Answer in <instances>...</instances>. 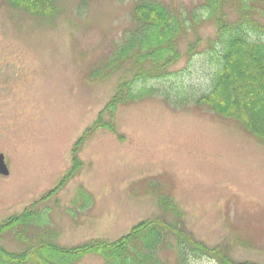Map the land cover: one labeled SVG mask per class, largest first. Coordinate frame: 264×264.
<instances>
[{"label":"rangeland","instance_id":"rangeland-1","mask_svg":"<svg viewBox=\"0 0 264 264\" xmlns=\"http://www.w3.org/2000/svg\"><path fill=\"white\" fill-rule=\"evenodd\" d=\"M134 1L59 0L56 13L30 16L0 0V157L8 170L0 172V224L60 182L74 143L119 84L134 79L130 63L88 75L122 42ZM163 1L192 8L200 0ZM215 36L210 22L189 29L167 74L133 82L154 94L119 105L114 119L103 114L116 132L101 127L88 137L78 173L37 205L57 244L115 241L159 216L234 260L264 264V142L194 103L218 68ZM199 37L197 53L184 55ZM13 238L6 234L5 247L22 249ZM176 238L168 233L158 246L164 264H177ZM187 260L220 264L208 255ZM72 264L105 262L92 253Z\"/></svg>","mask_w":264,"mask_h":264},{"label":"trees","instance_id":"trees-1","mask_svg":"<svg viewBox=\"0 0 264 264\" xmlns=\"http://www.w3.org/2000/svg\"><path fill=\"white\" fill-rule=\"evenodd\" d=\"M3 1L30 16H46L57 12L59 0ZM205 21L215 26L216 42L221 49L212 87L194 103L220 118L234 120L264 142V0H200L192 8L163 0H135L131 8V26L124 31L122 42L115 44L110 54L88 73L90 78L100 74L105 77L130 63L135 68L134 79L119 84L99 117L74 143L72 166L60 182L21 213L0 224V264H72L92 253L102 257L105 264H164L156 251L165 235L171 232L177 237V264H187L189 253L208 255L220 264H261L234 260L218 246H207L179 229L177 224L163 222L159 216L142 220L115 241L97 238L61 246L54 240L56 234L52 224L44 220L37 209L39 203L57 196L78 173L82 167L79 152L88 137L101 127L116 132L112 122L104 121L103 114L108 112L114 119L119 105L154 94V88L135 89L133 82L167 74L169 66L182 56L180 40L189 29L197 31ZM200 42V37L190 41L184 55L190 57L197 53ZM210 49L216 52L213 43ZM78 204L77 197L73 205ZM7 233L13 234L22 249L5 247L3 240Z\"/></svg>","mask_w":264,"mask_h":264},{"label":"water","instance_id":"water-1","mask_svg":"<svg viewBox=\"0 0 264 264\" xmlns=\"http://www.w3.org/2000/svg\"><path fill=\"white\" fill-rule=\"evenodd\" d=\"M0 172L3 174H8V170L3 160V156L0 157Z\"/></svg>","mask_w":264,"mask_h":264}]
</instances>
